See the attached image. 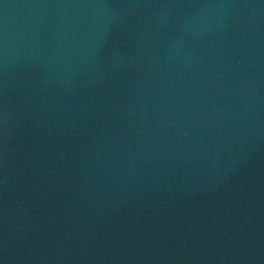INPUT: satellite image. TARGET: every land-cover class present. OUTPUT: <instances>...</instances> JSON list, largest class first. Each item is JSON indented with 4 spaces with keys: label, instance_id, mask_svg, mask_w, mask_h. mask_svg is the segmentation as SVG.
Here are the masks:
<instances>
[{
    "label": "water",
    "instance_id": "1",
    "mask_svg": "<svg viewBox=\"0 0 264 264\" xmlns=\"http://www.w3.org/2000/svg\"><path fill=\"white\" fill-rule=\"evenodd\" d=\"M0 264H264V0H0Z\"/></svg>",
    "mask_w": 264,
    "mask_h": 264
}]
</instances>
